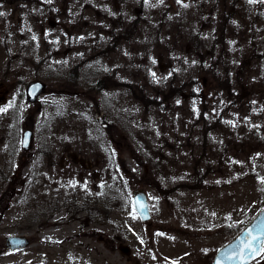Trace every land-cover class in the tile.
Here are the masks:
<instances>
[{
  "label": "rangeland",
  "instance_id": "1",
  "mask_svg": "<svg viewBox=\"0 0 264 264\" xmlns=\"http://www.w3.org/2000/svg\"><path fill=\"white\" fill-rule=\"evenodd\" d=\"M18 3L0 60V264H212L264 207V0Z\"/></svg>",
  "mask_w": 264,
  "mask_h": 264
},
{
  "label": "water",
  "instance_id": "2",
  "mask_svg": "<svg viewBox=\"0 0 264 264\" xmlns=\"http://www.w3.org/2000/svg\"><path fill=\"white\" fill-rule=\"evenodd\" d=\"M45 83L36 79L28 83L26 97L30 102L37 100L38 96L45 91ZM4 96L0 97V103ZM32 130L24 132L22 146L29 149L32 144ZM134 208L144 221L151 222V211L147 193L139 189L133 194ZM6 246L11 250L20 249L30 244L26 235H9L6 238ZM264 248V207L258 214L244 226L229 242L220 246L216 252L212 264H251L260 256ZM121 251L130 252V247L120 245Z\"/></svg>",
  "mask_w": 264,
  "mask_h": 264
},
{
  "label": "flooded vegetation",
  "instance_id": "3",
  "mask_svg": "<svg viewBox=\"0 0 264 264\" xmlns=\"http://www.w3.org/2000/svg\"><path fill=\"white\" fill-rule=\"evenodd\" d=\"M21 7V3H18V0H0V60L2 59L3 54L10 53L15 49L16 43L14 41V36L17 32V22H18V10ZM20 19V17H19ZM16 58L14 56H11L9 59H6V65L5 68L11 67L13 62H16ZM75 60L77 62L74 66V74L75 79L73 81H78V77L81 75V62H80V55L78 58V55L76 56ZM67 64L66 62H64ZM91 64V63H89ZM95 65V71L100 72L98 63H94ZM71 82V84L73 83ZM6 84L4 81L0 79V85ZM0 91H2L0 89ZM1 96V92H0ZM209 104L207 105V110L209 112ZM209 116H206L207 122L210 124Z\"/></svg>",
  "mask_w": 264,
  "mask_h": 264
},
{
  "label": "trees",
  "instance_id": "4",
  "mask_svg": "<svg viewBox=\"0 0 264 264\" xmlns=\"http://www.w3.org/2000/svg\"><path fill=\"white\" fill-rule=\"evenodd\" d=\"M97 72V71H96Z\"/></svg>",
  "mask_w": 264,
  "mask_h": 264
}]
</instances>
